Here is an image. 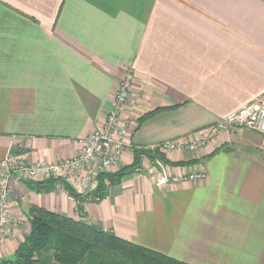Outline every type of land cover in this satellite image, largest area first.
I'll list each match as a JSON object with an SVG mask.
<instances>
[{
	"label": "crops",
	"instance_id": "0c3cea01",
	"mask_svg": "<svg viewBox=\"0 0 264 264\" xmlns=\"http://www.w3.org/2000/svg\"><path fill=\"white\" fill-rule=\"evenodd\" d=\"M129 71L124 118L138 124L127 141L190 142L264 95V0H0V162L75 158ZM263 145L255 132H224L164 155L170 174L201 171L202 181L157 188L145 161L96 202L78 204L60 182L49 194L22 182L10 206L20 222L0 261L29 235L26 212L37 206L83 212V222L179 262L264 264ZM124 152L112 173L132 165Z\"/></svg>",
	"mask_w": 264,
	"mask_h": 264
},
{
	"label": "built area",
	"instance_id": "2783aa9c",
	"mask_svg": "<svg viewBox=\"0 0 264 264\" xmlns=\"http://www.w3.org/2000/svg\"><path fill=\"white\" fill-rule=\"evenodd\" d=\"M134 74L129 71L124 75L109 114L104 123L91 135L78 141L81 150L75 158L60 162H38L29 164L23 156L8 154L0 162V246L6 244L14 235L19 219L10 213L13 187L22 182L40 183L58 180L70 185L82 195H92L96 190L98 177L111 173L121 163L125 150L140 153V161H148L145 167L157 188L178 185L187 182H200L206 174L201 171L186 172L181 175L169 173L168 167L160 159L150 160L145 152L165 155L169 152H196L205 148L224 132L246 129L260 134L264 138V95L246 104L235 113L215 122L204 130L191 136L190 142L168 140L153 146H132L126 139L137 120L132 116L124 118L127 110L133 105L132 88ZM264 146V145H263ZM143 166V164H142ZM142 167L135 169L141 173Z\"/></svg>",
	"mask_w": 264,
	"mask_h": 264
},
{
	"label": "trees",
	"instance_id": "16d2710c",
	"mask_svg": "<svg viewBox=\"0 0 264 264\" xmlns=\"http://www.w3.org/2000/svg\"><path fill=\"white\" fill-rule=\"evenodd\" d=\"M148 117V116H147ZM150 159H160L169 164L164 155L145 152ZM140 153H134L131 166L115 173L98 177V187L92 195H82L73 191L68 184L52 179L45 182H27L30 190L39 194H49L59 185L78 204L96 202L106 195L107 189L118 185L124 175L141 166ZM82 212V209L78 208ZM44 208L31 206L26 212L30 233L19 245L13 258L2 260L0 264H187L165 256L132 242L122 240L111 231L88 224Z\"/></svg>",
	"mask_w": 264,
	"mask_h": 264
},
{
	"label": "water",
	"instance_id": "95a60500",
	"mask_svg": "<svg viewBox=\"0 0 264 264\" xmlns=\"http://www.w3.org/2000/svg\"><path fill=\"white\" fill-rule=\"evenodd\" d=\"M13 192H14L15 195H17L18 192H17V187L16 186L13 187Z\"/></svg>",
	"mask_w": 264,
	"mask_h": 264
},
{
	"label": "rangeland",
	"instance_id": "374dc122",
	"mask_svg": "<svg viewBox=\"0 0 264 264\" xmlns=\"http://www.w3.org/2000/svg\"><path fill=\"white\" fill-rule=\"evenodd\" d=\"M191 137V136H190ZM28 181H26V183H27Z\"/></svg>",
	"mask_w": 264,
	"mask_h": 264
}]
</instances>
